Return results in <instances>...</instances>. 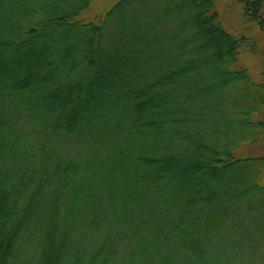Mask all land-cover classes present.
<instances>
[{
  "label": "trees",
  "instance_id": "obj_1",
  "mask_svg": "<svg viewBox=\"0 0 264 264\" xmlns=\"http://www.w3.org/2000/svg\"><path fill=\"white\" fill-rule=\"evenodd\" d=\"M92 1L0 0V264H264L258 40L217 0Z\"/></svg>",
  "mask_w": 264,
  "mask_h": 264
},
{
  "label": "rangeland",
  "instance_id": "obj_2",
  "mask_svg": "<svg viewBox=\"0 0 264 264\" xmlns=\"http://www.w3.org/2000/svg\"><path fill=\"white\" fill-rule=\"evenodd\" d=\"M114 1L115 0H93L89 8L81 13L80 16L85 19H91L96 14L105 11ZM216 7L225 28L229 29L232 33H243L246 36L251 35L258 40L260 47L259 53H257L258 55L243 51L240 54V57L244 62L241 63L248 67L253 75V78L260 81L262 78V69L259 60L261 59L260 56L264 55V30H260L254 22L245 21L241 8L239 5L233 4L231 0H217ZM241 58H239L238 61H240ZM239 152L243 155L249 153L258 154L259 152L264 153V138L256 144L244 143ZM29 245H33V253H26ZM38 246L39 245L37 243H33V241L27 243V248L25 249L23 256H25V259L29 264L35 262L34 252L37 250Z\"/></svg>",
  "mask_w": 264,
  "mask_h": 264
}]
</instances>
